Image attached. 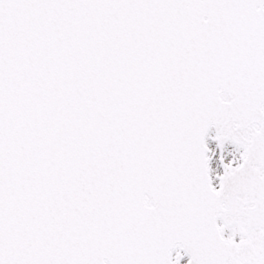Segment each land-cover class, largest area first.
<instances>
[{
  "label": "snow or ice",
  "instance_id": "snow-or-ice-1",
  "mask_svg": "<svg viewBox=\"0 0 264 264\" xmlns=\"http://www.w3.org/2000/svg\"><path fill=\"white\" fill-rule=\"evenodd\" d=\"M0 264H264V0H0Z\"/></svg>",
  "mask_w": 264,
  "mask_h": 264
}]
</instances>
